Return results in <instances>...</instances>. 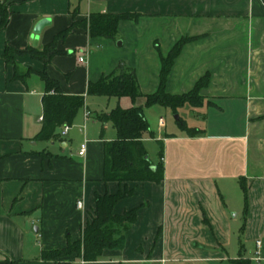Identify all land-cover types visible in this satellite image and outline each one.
Instances as JSON below:
<instances>
[{
  "label": "crops",
  "instance_id": "crops-1",
  "mask_svg": "<svg viewBox=\"0 0 264 264\" xmlns=\"http://www.w3.org/2000/svg\"><path fill=\"white\" fill-rule=\"evenodd\" d=\"M6 2L8 18L0 28V264H231L226 248L235 240L237 214L231 212L239 190L244 235L262 239L264 0ZM74 8L76 16L70 13ZM125 11L140 15L119 21L117 44L116 38L91 37L76 28L57 43L66 53L53 56L46 65L28 54L13 55L20 69H44L64 93L84 95V105L65 133L61 125L55 129L56 139L37 138L44 83L34 72L25 80L13 78V65L4 57L6 46L18 51L28 46L41 49L74 20L93 12ZM43 18L49 21L34 45V27ZM183 36L199 37L182 46L165 89L185 93L208 75L199 90L200 104L179 107L189 106L187 114L195 120L178 117L198 133L188 134L179 119L178 127L167 130L161 115L152 130L147 113L154 105L145 107L144 97H137L134 104L143 107L154 133V137L145 134L143 143H162L163 179L104 181L103 145L115 138L116 131L96 115L117 106L129 108L133 102L128 96L88 95V82L132 69L139 92L152 93L158 87L160 55ZM85 52V62H79L78 54ZM81 147L84 152L79 154ZM158 151L153 163L159 160ZM241 182L246 185V202ZM125 185L132 194L118 200L113 213L133 208L137 213L124 232L121 249H105L95 261L74 255L41 257L44 250L80 239L93 215L96 194H115Z\"/></svg>",
  "mask_w": 264,
  "mask_h": 264
},
{
  "label": "trees",
  "instance_id": "trees-1",
  "mask_svg": "<svg viewBox=\"0 0 264 264\" xmlns=\"http://www.w3.org/2000/svg\"><path fill=\"white\" fill-rule=\"evenodd\" d=\"M7 0L0 1V28H3L8 18ZM72 16L78 14L77 8L70 11ZM139 12H93L86 19L74 20L65 29L56 33L53 39L41 49L28 46L23 50H14L6 46L4 57L8 63L13 65V78L25 80L31 73H37L44 83V94L42 96V126L37 133L39 139H56L55 129L61 125H70L77 111L84 105V95L64 93L58 82L51 78L43 70H35L28 67L20 69L15 61L16 54H28L31 58L42 61L45 65L51 58L58 54H65L57 48V43L62 41L76 28L85 29L91 37L114 38L117 34L118 23L121 20H136ZM199 36H183L178 39L171 49L160 55V70L157 89L148 94L139 92L138 83L134 70L123 69L118 74L102 75L96 81H89L86 88L88 95L103 96H128L133 105L129 108L115 107L108 113H100L96 118L102 122H111L116 131V136L103 145V180L126 183L128 181H152L160 182L163 179L162 143L159 145L158 158L153 163L148 156L143 143V137L148 134L154 137L153 131L143 114V107L135 105L139 96L144 97L143 106L148 107L155 104L169 107L173 112L185 104L197 106L201 102L199 90L207 84L208 75L200 77L194 87L181 94H171L166 91L167 76L174 63L175 58L181 51L182 46ZM181 127L188 134H196L198 131L187 127L179 119ZM246 202V185L241 182ZM132 194V190L126 185L115 194L104 193L95 195V208L93 215L86 221L81 230V237L77 241L68 242L60 249L44 250L41 253L43 259L56 260L57 258L74 255L84 261H95L101 258L105 249H121L124 245V232L135 221L137 208L124 211L121 214L113 213L115 203ZM231 264H251L250 259L241 254L230 260Z\"/></svg>",
  "mask_w": 264,
  "mask_h": 264
},
{
  "label": "rangeland",
  "instance_id": "rangeland-1",
  "mask_svg": "<svg viewBox=\"0 0 264 264\" xmlns=\"http://www.w3.org/2000/svg\"><path fill=\"white\" fill-rule=\"evenodd\" d=\"M2 1V0H0ZM7 4V2H5ZM117 37V34L114 38ZM120 41V38H116V44ZM120 49V47H119ZM88 104L91 109L96 108L93 105ZM189 106L186 105L183 108H179L176 112H173L171 108L164 107L160 105H154L148 110L147 116L148 121L150 122V127L152 130H156V124L158 116L161 115L166 120L167 130H169L171 127L176 128L178 127L177 119L175 118V115H178L182 119H188L189 122H193L195 118L188 116L187 114V108ZM145 148L147 149L149 159L153 162L157 158V151L159 148L158 143L155 140H147L144 143ZM242 193L238 192V204H235V210L231 212V216L235 213L237 216H235V240L232 241V243L227 246L226 248V254L230 258H235L238 256V254H241L242 256L250 259L251 264H264V232L261 235L263 240V250H259V254H255V237L252 235L250 238H246V235H244V220L242 217ZM262 250V251H261ZM228 262V261H227ZM226 261H223V264H227ZM211 264V263H209Z\"/></svg>",
  "mask_w": 264,
  "mask_h": 264
},
{
  "label": "built area",
  "instance_id": "built-area-1",
  "mask_svg": "<svg viewBox=\"0 0 264 264\" xmlns=\"http://www.w3.org/2000/svg\"><path fill=\"white\" fill-rule=\"evenodd\" d=\"M77 60L79 62H85V60H86V52L85 53H79L78 56H77ZM88 115H89V111H85V116H88ZM67 129H68V125H64V127H63L64 131L63 132L65 133ZM83 152H84V147H81L78 153L82 154ZM76 204H77L78 207H80L81 204H82V201L78 200ZM255 247H256L255 254L258 255L259 254V250L261 248V240L257 239L255 241Z\"/></svg>",
  "mask_w": 264,
  "mask_h": 264
},
{
  "label": "water",
  "instance_id": "water-1",
  "mask_svg": "<svg viewBox=\"0 0 264 264\" xmlns=\"http://www.w3.org/2000/svg\"><path fill=\"white\" fill-rule=\"evenodd\" d=\"M48 21H49V19H47V18H43V19H40V20L36 23V25H35V27H34V33H35L36 35H35L34 37H32V39H33V44H34V45L37 43V33L40 31V29H41L45 24L48 23ZM175 118L178 120V119H179L178 115H175Z\"/></svg>",
  "mask_w": 264,
  "mask_h": 264
}]
</instances>
